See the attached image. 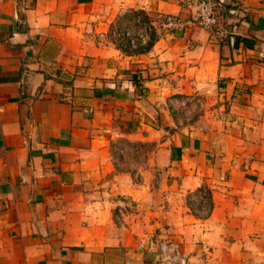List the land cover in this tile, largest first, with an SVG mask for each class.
<instances>
[{
	"label": "crops",
	"instance_id": "0c3cea01",
	"mask_svg": "<svg viewBox=\"0 0 264 264\" xmlns=\"http://www.w3.org/2000/svg\"><path fill=\"white\" fill-rule=\"evenodd\" d=\"M215 1L206 30L195 0H0V264H264V0ZM132 10L182 25L126 55L98 37Z\"/></svg>",
	"mask_w": 264,
	"mask_h": 264
},
{
	"label": "rangeland",
	"instance_id": "374dc122",
	"mask_svg": "<svg viewBox=\"0 0 264 264\" xmlns=\"http://www.w3.org/2000/svg\"><path fill=\"white\" fill-rule=\"evenodd\" d=\"M154 32L157 34L165 33L156 22V16L126 12L112 19L98 38L103 42L121 46L124 49L128 46L127 44L133 49L136 47L145 48L151 42ZM193 119L194 115H192V123ZM154 146L152 144L131 143L125 137L119 138L114 144L116 170L132 174L137 173L136 179L138 181L147 179L150 186H156V183L161 179L163 167H157L152 161L146 160L147 153L153 151ZM121 152H124L123 157ZM145 171H149V174L147 177L144 175L143 178L141 174ZM201 196L205 201V208L203 211L200 210L199 214L205 215L210 207L209 196L206 192H202ZM197 197L193 198L192 196L191 199L197 200Z\"/></svg>",
	"mask_w": 264,
	"mask_h": 264
},
{
	"label": "built area",
	"instance_id": "2783aa9c",
	"mask_svg": "<svg viewBox=\"0 0 264 264\" xmlns=\"http://www.w3.org/2000/svg\"><path fill=\"white\" fill-rule=\"evenodd\" d=\"M196 14L194 23L199 27L211 30L217 25V7L213 0H195ZM156 22L165 32L181 27L182 22L177 16L173 15H157ZM200 191L196 194L197 200H194L197 208L202 210L205 208V201ZM197 201V202H196ZM139 248L144 249V245L140 244ZM158 261L161 264H186V259L180 251L179 245L174 242H161L158 244Z\"/></svg>",
	"mask_w": 264,
	"mask_h": 264
},
{
	"label": "trees",
	"instance_id": "16d2710c",
	"mask_svg": "<svg viewBox=\"0 0 264 264\" xmlns=\"http://www.w3.org/2000/svg\"><path fill=\"white\" fill-rule=\"evenodd\" d=\"M213 1H214L215 5L217 7V18H218V8H219V5H218V3L215 0H213ZM129 13H133V14H136V15L137 14H144L145 16H148L147 14H145L142 11H134V10H132V11H129ZM213 28L211 30H213ZM161 35H163V34H157L156 32H154V36H153L151 42L148 43L147 47H145V48H138V47H136L135 49H133V48H130V45L129 44H127L128 46L125 47L126 49L122 48L121 46H116V48L119 49L120 51H122V53H124L126 55H134V54L142 53L144 51H147V50L151 49L152 46L160 38ZM237 41H239L238 38H235V44L234 45H236Z\"/></svg>",
	"mask_w": 264,
	"mask_h": 264
}]
</instances>
